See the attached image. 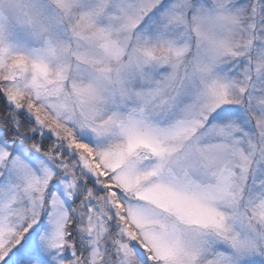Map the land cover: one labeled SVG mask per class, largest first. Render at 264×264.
Here are the masks:
<instances>
[{
  "label": "snow or ice",
  "instance_id": "snow-or-ice-1",
  "mask_svg": "<svg viewBox=\"0 0 264 264\" xmlns=\"http://www.w3.org/2000/svg\"><path fill=\"white\" fill-rule=\"evenodd\" d=\"M0 264H264V0H0Z\"/></svg>",
  "mask_w": 264,
  "mask_h": 264
},
{
  "label": "rangeland",
  "instance_id": "rangeland-1",
  "mask_svg": "<svg viewBox=\"0 0 264 264\" xmlns=\"http://www.w3.org/2000/svg\"><path fill=\"white\" fill-rule=\"evenodd\" d=\"M230 107H235V106H230Z\"/></svg>",
  "mask_w": 264,
  "mask_h": 264
}]
</instances>
